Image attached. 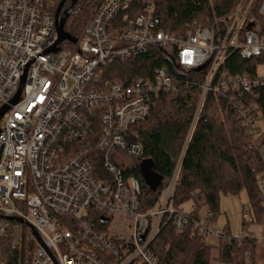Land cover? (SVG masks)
<instances>
[{
	"label": "built area",
	"instance_id": "2783aa9c",
	"mask_svg": "<svg viewBox=\"0 0 264 264\" xmlns=\"http://www.w3.org/2000/svg\"><path fill=\"white\" fill-rule=\"evenodd\" d=\"M61 1L0 0V110L9 107L0 119V239L35 230L32 264H165L152 247L169 224L218 243L224 232L211 209L193 217V205L185 213L175 204L176 189L210 91L229 96L238 119L257 131L236 99L264 87V74L231 75L226 63L234 53L245 60L264 55V24L251 16L259 2L264 19V0H242L227 17L194 21L181 36L156 30L155 0H104L70 48L61 43L52 51ZM151 52L166 60L151 76L105 78L109 65ZM202 68V91L172 175L146 206L140 182L125 173L143 157L133 126L161 95L194 85L185 76ZM259 188L264 199V174ZM249 215L243 211L244 220Z\"/></svg>",
	"mask_w": 264,
	"mask_h": 264
},
{
	"label": "trees",
	"instance_id": "16d2710c",
	"mask_svg": "<svg viewBox=\"0 0 264 264\" xmlns=\"http://www.w3.org/2000/svg\"><path fill=\"white\" fill-rule=\"evenodd\" d=\"M103 1L80 0L67 18L65 31L76 40ZM241 1L155 0V28L181 36L194 21L205 23L227 17ZM258 9L259 2H256L251 16L264 24ZM165 63V59L151 52L109 65L105 78L130 83L138 77L151 76ZM261 64H264V55L245 60L234 53L226 63V71L231 75L257 76V66ZM205 76V68L188 72L185 79L194 85L177 94L161 95L147 119L133 126L143 146V157L138 163H128L125 173L140 182V200L146 206L155 202L172 175ZM236 100L250 110L255 123L262 124L260 134L256 135L254 127L246 125V120L238 119L239 111L230 103L229 96L210 91L182 162L175 204L181 207L191 201L197 208L191 212L193 217H197L203 207H209L216 218L222 193L235 194L246 189L249 204L243 207L249 211V222L260 224L264 221V199L259 188V178L264 174V87ZM145 163L151 164L154 177L145 170ZM19 231L18 236L14 233L0 239L1 264H32L36 241L27 227ZM243 234L246 237H234L230 231H224L217 244L208 245L192 238L190 227L179 233L169 224L155 241L152 251L165 264H211L215 251V260L223 264H264V246L260 256L258 237Z\"/></svg>",
	"mask_w": 264,
	"mask_h": 264
},
{
	"label": "rangeland",
	"instance_id": "374dc122",
	"mask_svg": "<svg viewBox=\"0 0 264 264\" xmlns=\"http://www.w3.org/2000/svg\"><path fill=\"white\" fill-rule=\"evenodd\" d=\"M63 49L71 47V41L65 40L62 44ZM257 72L261 75L264 74V64L257 66ZM257 128L256 135L260 134L262 124L255 123ZM127 158L125 159V161ZM144 168L147 173L154 177L151 164L145 163ZM249 204V196L247 190H241L239 193H227L221 194L219 198V212H217V217L215 218V226L221 231H230L231 235L234 237H240L243 233H249L252 231L259 240V255L261 256V250L264 246V221L259 224L257 221L249 222V219L245 221L243 219V211L246 210L244 205ZM181 208L185 213L189 214L193 208V203L191 201L186 202L181 205ZM204 210H201L202 214ZM245 222L247 225H245ZM29 229V228H28ZM30 230V229H29ZM20 231L16 230L17 236ZM263 232V234H261ZM253 234V235H254ZM216 251L212 253V262L211 264H223L215 260ZM215 256V257H214ZM260 264V262H259Z\"/></svg>",
	"mask_w": 264,
	"mask_h": 264
},
{
	"label": "water",
	"instance_id": "95a60500",
	"mask_svg": "<svg viewBox=\"0 0 264 264\" xmlns=\"http://www.w3.org/2000/svg\"><path fill=\"white\" fill-rule=\"evenodd\" d=\"M67 1L68 0H62L61 3L59 4L57 10H56L55 18H56V30H57V33H58V40H57L56 46L52 48V51H58L59 48H57V46L59 44L63 43L65 40L76 42V40L73 39L65 31L64 27H65V23L67 21V18L69 17L71 12L74 10V8L77 6V4L79 3L80 0H71L70 7L61 16L62 9H63V7H64V5L66 4ZM20 94H21V90L19 91V93L17 94L16 98L14 99V101H13L14 104L18 102ZM8 109H9V107H4L3 109L0 110V119L7 112ZM18 221L22 222L21 220H18ZM33 234L39 240V236H38V234H37V232L35 230H33Z\"/></svg>",
	"mask_w": 264,
	"mask_h": 264
},
{
	"label": "flooded vegetation",
	"instance_id": "af4514ba",
	"mask_svg": "<svg viewBox=\"0 0 264 264\" xmlns=\"http://www.w3.org/2000/svg\"><path fill=\"white\" fill-rule=\"evenodd\" d=\"M70 4H71V0L64 5V7L62 9L61 16L64 14V12H66L68 10V8L70 7Z\"/></svg>",
	"mask_w": 264,
	"mask_h": 264
},
{
	"label": "crops",
	"instance_id": "0c3cea01",
	"mask_svg": "<svg viewBox=\"0 0 264 264\" xmlns=\"http://www.w3.org/2000/svg\"><path fill=\"white\" fill-rule=\"evenodd\" d=\"M249 233H252V234H254L252 231H250ZM261 234H263V232L261 233ZM255 235V234H254ZM212 244H217L216 242H212ZM216 256H217V254H215Z\"/></svg>",
	"mask_w": 264,
	"mask_h": 264
}]
</instances>
